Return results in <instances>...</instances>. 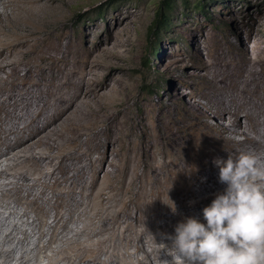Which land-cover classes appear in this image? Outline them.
Segmentation results:
<instances>
[{
    "label": "rangeland",
    "instance_id": "rangeland-1",
    "mask_svg": "<svg viewBox=\"0 0 264 264\" xmlns=\"http://www.w3.org/2000/svg\"><path fill=\"white\" fill-rule=\"evenodd\" d=\"M186 1L173 0L169 24L158 27L156 14L163 0H61L56 2L59 8L55 18H9L2 23L8 32L2 38L9 40L7 49L10 52L0 59L11 60L18 68V74L8 66L7 72H0V77L5 80L0 87L11 94L10 100L22 104V110L17 109L15 115L23 116L21 122L25 124L33 119L31 115L34 116L37 104L42 100L48 102V110L57 111L66 97L71 95L70 102H73V94L81 89L91 91L90 96H80L76 102L80 103V108L85 100L91 117L88 119L97 122L96 126L85 127L84 131L91 137L97 135L93 139L100 143V148L86 149L92 158H102L108 153L102 164L100 180H106L117 199L122 193L129 197L127 189L131 183L134 187L141 183L140 175L146 171L143 158L148 157L153 162L158 159V154L163 151L165 133L172 130L177 119L188 109L200 105L203 93L212 86L214 75L221 78V74L231 72L238 65L249 69L255 65L264 78V0ZM198 4L204 5L202 11L196 8ZM0 6L2 11L12 12L11 8ZM30 70L34 72L33 79L28 81ZM23 89L37 91L38 95L21 94ZM40 91L42 95H39ZM96 92L100 96H96ZM28 101L34 106H25ZM82 107L80 109H84ZM42 114L34 118L43 119ZM222 121L224 124L213 130V134L218 140L226 141L230 136L227 128L231 122L230 118ZM242 121L247 125L246 118L243 117ZM86 138L84 135L83 139ZM0 150L5 151L6 145H1ZM88 162L78 156L69 163L78 166ZM45 166L46 163L42 162L32 182L46 175H41L46 171ZM91 173L86 175L88 181L92 180ZM36 191L38 189L33 193ZM8 213L0 218L3 230L0 243L6 240L7 244L2 248L18 257L28 249L33 261L27 264H47L46 254L69 247L71 238L85 242L89 236L86 232L74 236L75 232L67 230L66 236L51 240V232L45 226L42 230L48 236L45 240L39 239V243L45 246L40 250L36 248L38 236H32L26 242L20 240L22 232L33 235V226L31 229L27 224L28 218L15 213L8 218ZM80 213L77 211L73 219L67 220L69 230L81 229L84 223L90 222L86 216L80 217ZM138 214L136 212L135 217ZM65 215L69 218V212ZM13 225H17L18 230H13ZM100 229L98 227L95 232ZM12 230L15 234L12 233L14 238L10 240L7 235ZM116 231L121 233L122 229L116 228ZM131 233V236L136 235L135 231ZM148 240L145 238L146 250H151ZM117 242L121 248L124 245L131 247V253L135 252V247L127 241L123 240V244ZM92 252L80 250L78 254L86 257ZM142 256L140 251L134 253L133 259L125 257V260H134L137 264V258ZM113 261L110 264H117L116 259V263ZM169 261L165 264H171L172 260ZM17 262L19 264L18 260L7 264ZM108 263L105 256L97 260V264ZM56 264L81 263L76 259L71 262L60 260Z\"/></svg>",
    "mask_w": 264,
    "mask_h": 264
},
{
    "label": "bare ground",
    "instance_id": "bare-ground-1",
    "mask_svg": "<svg viewBox=\"0 0 264 264\" xmlns=\"http://www.w3.org/2000/svg\"><path fill=\"white\" fill-rule=\"evenodd\" d=\"M56 2L61 0H0L3 8L12 9L11 13L0 9V58L10 52L7 49L9 40L2 38V35H8L6 25L2 23L9 18H53L59 8ZM22 12L25 16L20 15ZM8 66L18 74V68L11 60L0 59V72H7ZM33 73L31 70L27 73L28 81L33 79ZM8 74L11 75L10 72ZM3 81L0 77V84ZM263 83L264 78L255 65L251 69L238 65L231 72L221 74V78L214 75L212 86L203 93L200 105L188 109L184 116L177 119L172 130L165 133L163 151L158 154V159L153 162L148 157L143 158L146 171L140 175L141 183L136 187L131 183L127 189L129 197L122 193L118 199L106 180H100L102 164L108 153L102 158H92L86 149L100 148L94 136L84 131L85 127L96 126L97 122L88 119L90 111L85 100L80 105L84 109H80V103L76 102L80 96H90L91 91L81 89L73 94V102H70L71 95L66 97L56 112L48 110V102L42 100L37 104L34 116L31 115L33 119L23 124V116L15 115L22 104L10 100L11 94L0 87V146L6 145L5 151L0 150V218L7 216V212L8 218L14 213L27 217V224L33 226V235L22 232L20 240L26 242L38 236L35 243L40 250L45 248L40 240L48 236L42 227L46 226L51 232V240L60 235L66 236L67 230L75 232L74 236L78 237L89 233L85 242L71 238L69 247L46 254L47 264L76 259L81 264H97L102 256L106 257L108 264L115 259L117 264H135L134 260L127 261L125 257L133 259L134 253L140 251L143 256L137 258V264H165V261L173 259L167 249L172 246L171 237L175 235L176 225L189 217L206 224L203 209L226 188L219 182V168L213 161L217 158L226 160L229 154L236 156L240 153L252 154L264 161ZM24 93L38 95L37 91L29 89L21 90V94ZM39 95H42L41 91ZM95 95L100 96V93ZM25 106L34 105L28 101ZM39 113H44L43 119L34 118ZM243 117L247 125L243 123ZM225 118H230L231 124L227 128L230 136L226 141H220L213 130L224 124L222 120ZM84 135L86 139H83ZM78 156L86 158L89 164L76 166L69 163ZM42 162L46 163V171L41 175H46L32 182ZM89 172H92V180L88 181L86 175ZM35 189L38 191L33 193ZM171 204L175 205V212ZM77 211H81L80 217L86 216L90 222L84 223L81 229L69 230L68 221L74 218ZM67 212L69 218H66ZM136 212L139 214L135 217ZM133 218L135 221H132ZM98 227L101 229L96 233ZM116 228L122 229L121 233ZM13 230H18L17 225H13ZM13 230L7 233L10 240L14 238ZM132 231H135V236H131ZM145 238L149 239L151 250H146ZM123 240L135 247L134 253L129 251L130 246L120 247L117 241L123 244ZM4 244H7L6 240L0 243V264L14 260L27 264L32 260L28 249L18 257L12 251L4 250ZM163 245L167 247L163 248ZM80 250L93 252L82 257L78 254Z\"/></svg>",
    "mask_w": 264,
    "mask_h": 264
},
{
    "label": "clouds",
    "instance_id": "clouds-1",
    "mask_svg": "<svg viewBox=\"0 0 264 264\" xmlns=\"http://www.w3.org/2000/svg\"><path fill=\"white\" fill-rule=\"evenodd\" d=\"M213 162L226 188L203 209L206 224L189 217L176 225L171 264H264V161L240 153Z\"/></svg>",
    "mask_w": 264,
    "mask_h": 264
},
{
    "label": "trees",
    "instance_id": "trees-1",
    "mask_svg": "<svg viewBox=\"0 0 264 264\" xmlns=\"http://www.w3.org/2000/svg\"><path fill=\"white\" fill-rule=\"evenodd\" d=\"M185 3H187V1L185 0ZM198 11H202L204 9V5L203 4H198L196 6V8H198ZM174 9V3L173 0H163L162 5H161V9L158 10L157 14H156V26L158 27L159 25L165 26L169 24V18H170V13L171 11Z\"/></svg>",
    "mask_w": 264,
    "mask_h": 264
}]
</instances>
